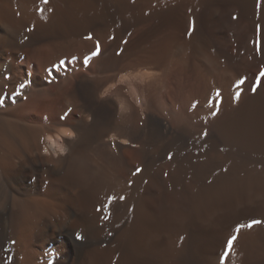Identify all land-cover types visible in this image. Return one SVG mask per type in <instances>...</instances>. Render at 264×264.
<instances>
[{"label": "bare ground", "instance_id": "6f19581e", "mask_svg": "<svg viewBox=\"0 0 264 264\" xmlns=\"http://www.w3.org/2000/svg\"><path fill=\"white\" fill-rule=\"evenodd\" d=\"M261 71L264 0H0V264H264Z\"/></svg>", "mask_w": 264, "mask_h": 264}, {"label": "rangeland", "instance_id": "374dc122", "mask_svg": "<svg viewBox=\"0 0 264 264\" xmlns=\"http://www.w3.org/2000/svg\"><path fill=\"white\" fill-rule=\"evenodd\" d=\"M206 3V2H205ZM202 11V10H201ZM200 11V15L202 14V12ZM240 16V13L238 11L234 12L231 14V19L230 16H225L224 20H227L226 23L231 22L233 24L232 28L230 30L233 31V33L230 36L227 37H223V35H220L222 37H219V35L217 33H213V35L211 36V41L213 44V51H217L218 53H222L223 55H226L228 48L232 45V44H237L239 42L240 36H237V34H235L236 31H240V29L238 27L241 28L240 25H238V18ZM235 17V19H234ZM234 25L238 26V27H234ZM234 27V28H233ZM224 38V39H223ZM247 49V48H246ZM244 50V48H243ZM243 52H241V49L237 48L236 49V54L238 55H242ZM245 54V53H244ZM246 58H247V70L251 71L254 69V66L256 64L259 63L260 60V51H259V47L256 45V43L254 41H251V44L249 45V50L246 53ZM259 55V57H258ZM257 62V63H256ZM242 66V63L239 65ZM253 74H251L250 72L246 75V89L245 91L242 93V95L240 96V98L238 99V101H242L244 99V95L246 92L248 91H252L251 89L253 87L256 88V91L258 90V88L261 87V85H255V77ZM254 79V80H253ZM216 90L220 91V93L223 92L222 87H218L215 88ZM217 101L220 102V104L225 100H223V98L218 99ZM239 103V102H238ZM226 105L223 103L221 106V109H226Z\"/></svg>", "mask_w": 264, "mask_h": 264}, {"label": "snow or ice", "instance_id": "6c2138e0", "mask_svg": "<svg viewBox=\"0 0 264 264\" xmlns=\"http://www.w3.org/2000/svg\"><path fill=\"white\" fill-rule=\"evenodd\" d=\"M48 2H49V0H43V3H45V4H47ZM257 6L259 7V4H258ZM234 19H235V17H234ZM257 29L259 30V25H257ZM87 39H92V37H91V36H88ZM99 54H100V45H99V43H97V44H96L95 51L91 52L90 55L84 57V59H83V63H84V65L87 66L88 63H89V61H90L93 57L98 56ZM73 59H75V57H74ZM63 64H64V61H61V62H60V65L63 66ZM54 67H56V66L54 65ZM260 76H261V77H264V71H261V72H260ZM244 83H245V79H244V78H241V79L237 80L236 83H235V87L238 89L237 92L235 93V98H236L237 100H238V99L240 98V96H241V92L239 91V89L241 88V86H242ZM25 86H26V85H25L24 83H22V84L20 85L21 88H23V87H25ZM251 90H252L253 92H255V91H256V88L253 87ZM220 95H221L220 91H217V92H216V97H217V99H219ZM212 114H213V115H216L217 112H213ZM67 135H73V133L69 132V133H67ZM205 135H207V133H205ZM168 158H169V159H172V155L170 154ZM140 171H141V169L137 168L136 171L133 173V175L138 174ZM120 199L123 200L124 197H120ZM259 223H262V221L253 220L252 223L248 225V227H252V225H254V224H259ZM237 231H239V229H237ZM78 238H81V237H78ZM236 239H237L236 236H232L230 239L227 240V248H228L229 251H228V252H225V256H227V255L229 254V252L231 251V249H232V247H233V244H234V241H235Z\"/></svg>", "mask_w": 264, "mask_h": 264}]
</instances>
